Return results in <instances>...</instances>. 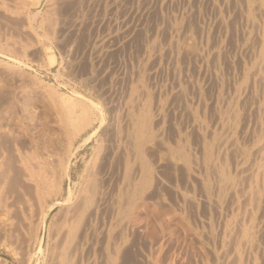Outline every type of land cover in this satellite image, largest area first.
<instances>
[{
  "label": "rangeland",
  "instance_id": "rangeland-1",
  "mask_svg": "<svg viewBox=\"0 0 264 264\" xmlns=\"http://www.w3.org/2000/svg\"><path fill=\"white\" fill-rule=\"evenodd\" d=\"M11 1L0 3V168L18 169V157L50 160L59 187L28 207L21 202L25 189L11 185L19 172L8 168L3 196L13 207L11 221L0 224V264H56L62 203H75L94 179L100 203L85 214L68 264H106L111 253L113 264H264V160L255 149L264 133L260 0ZM78 99L87 103L90 122L72 134L67 120L77 121L80 106L72 105V113L63 102ZM145 110L148 179L118 208L120 162L134 155L131 128ZM247 178L256 181V200ZM239 220L249 228L246 241L237 233Z\"/></svg>",
  "mask_w": 264,
  "mask_h": 264
},
{
  "label": "bare ground",
  "instance_id": "bare-ground-1",
  "mask_svg": "<svg viewBox=\"0 0 264 264\" xmlns=\"http://www.w3.org/2000/svg\"><path fill=\"white\" fill-rule=\"evenodd\" d=\"M2 2H0V3H3V0H1ZM5 1V0H4ZM12 1H16L17 3H18V1H20V0H12ZM11 1V2H12ZM10 2V1H9ZM5 3V2H4ZM3 3V4H4ZM7 3V2H6ZM13 3V2H12ZM251 3H252V0H251ZM256 3V2H255ZM2 4V5H3ZM22 4V3H21ZM260 4H261V6H262V10L263 11H260V12H263L262 14H261V16H262V19H261V25H262V35L259 37V39L256 41L257 43H258V54H257V56H258V61L259 62H263L264 61V0H260ZM7 5V4H6ZM18 5H20V3L18 4ZM254 5H256V4H254ZM253 5V6H254ZM13 6H15V5H13ZM21 6V5H20ZM22 6H23V4H22ZM12 7V6H11ZM16 7V6H15ZM19 7V6H18ZM257 7V5L255 6V8ZM246 8V7H245ZM253 8V7H252ZM258 8V7H257ZM256 8V9H257ZM260 8V7H259ZM1 10V9H0ZM259 10H261V9H259ZM256 11H258V9L256 10ZM259 12V11H258ZM255 13V12H254ZM251 16H252V14H251ZM258 17V16H257ZM255 22H256V20H255ZM260 22H259V24H260ZM258 23V22H257ZM255 25V24H254ZM255 28V27H254ZM255 31V30H254ZM260 34V33H259ZM252 35V34H251ZM253 39V38H252ZM250 40V39H249ZM251 41V40H250ZM253 42V41H252ZM253 46V45H252ZM255 46H256V44H255ZM255 49V48H254ZM256 51H257V49H256ZM257 60V59H256ZM257 61V62H258ZM257 65V64H256ZM261 66H262V64H261ZM264 67V66H263ZM260 69V68H259ZM253 71V73H255L254 72V70H252ZM262 72L264 71V70H261ZM260 72V71H259ZM258 72V73H259ZM261 74V72L259 73V75ZM263 74V73H262ZM259 77V76H258ZM260 78H261V76H260ZM262 78L264 79V74L262 75ZM79 98V97H78ZM68 100H64V102H63V104L65 103V104H67L69 107L68 108H70V110H72V108H71V106L72 105H74V104H79V106H80V112H79V110H78V115L76 114V116H77V121H76V119L74 118V117H71L72 115H70V119H74V120H67V124H66V126L68 125V126H71L70 127V129H71V132H73L72 134H74V132H76L78 129L80 130V128L84 125V124H87V123H89L90 121H88V120H90V119H88L87 118V116H86V114L88 113L89 114V112H87L86 113V110H87V103H85V104H82L80 101L81 100H77V101H79L80 103H78L76 100L74 101V100H71V101H68V103H66ZM84 103V102H83ZM66 105V106H67ZM92 105V104H91ZM66 106H65V108H66ZM75 108V107H74ZM79 108V107H78ZM65 110V109H64ZM67 110V109H66ZM73 111V110H72ZM89 111V110H88ZM65 113H66V111H64ZM75 111H73L72 113H74ZM68 114H71V113H69L68 112ZM125 115V114H124ZM132 115V114H131ZM135 115V114H134ZM89 116V115H88ZM127 116V115H126ZM147 116H148V111L147 110H145V111H141V113H139L136 117H134V121H133V124H132V128H131V135H132V137H131V147H132V149L131 150H134V151H132V153H134V155L133 156H129L130 158H128L127 156V158H124V164H122V162H120V164H121V166L122 165H124V171H123V174L121 173V172H119L120 170H121V167H119L118 165V167L120 168V170L118 171L117 169H115L116 171H118V173H121V175H122V183H121V185L123 184L124 185V183L125 182H127V186L126 187H124L123 185L122 186H117L118 188L116 189V193H114L115 195H113V196H115V198H116V200H115V205L117 204L118 206V208L120 207V205L122 204V202H124L125 201V199H131V198H133L136 194H138V190L140 189V186L142 185V183H144L145 181H147V179H148V174H149V168L147 167V163H146V160H147V158H146V160H144L145 158H143V154H142V151H141V148H142V145H143V142H144V140H145V137H148V134H147V131H146V129H147V125H146V118H147ZM66 117H64V119H65ZM122 118V117H121ZM126 118H128V117H126ZM63 119V120H64ZM68 119V118H67ZM132 119H133V116H132ZM230 122V121H229ZM232 123V122H231ZM234 123V122H233ZM86 125H84V127H85ZM231 126V125H230ZM262 126V125H261ZM263 127V126H262ZM115 128V127H114ZM125 128V127H124ZM224 129V128H223ZM78 130V131H79ZM161 130V129H160ZM264 130V129H263ZM224 131V130H223ZM261 131V130H260ZM71 132H69V133H71ZM160 132V131H159ZM124 133H125V130H124ZM263 133V132H262ZM122 136H123V134H122ZM155 137V136H154ZM130 138V137H129ZM153 138V137H152ZM156 138V137H155ZM160 138V137H159ZM235 138V137H234ZM259 138V140H258V145H255V146H257V147H255V149H257V153L259 154V156L261 157V159L262 160H264V133H263V135L261 136V137H258ZM70 139V138H69ZM68 139V140H69ZM157 139V138H156ZM232 140H233V138H231ZM125 140H128V139H125ZM125 140H124V142H125ZM155 140V139H154ZM232 140H230V141H232ZM70 141V140H69ZM129 141V140H128ZM233 142V141H232ZM220 143V142H219ZM231 143V142H230ZM177 144V143H176ZM175 144V145H176ZM229 144V143H228ZM121 145V144H120ZM151 145V144H150ZM183 145V144H182ZM184 145H185V143H184ZM236 145V144H235ZM22 146V145H21ZM174 146V145H173ZM239 146V145H238ZM99 148H102V147H100V146H98ZM151 147V146H150ZM149 147V148H150ZM234 147V146H233ZM21 149H22V147H20ZM65 148V147H64ZM130 148V147H129ZM145 148V147H144ZM148 148V149H149ZM201 148V147H200ZM199 148V149H200ZM254 148V147H253ZM103 149V148H102ZM104 149H105V147H104ZM119 149V148H118ZM121 149V148H120ZM152 149V148H151ZM238 149V148H237ZM240 149V148H239ZM1 150V149H0ZM99 150V149H98ZM106 150V149H105ZM130 150V151H131ZM150 150V149H149ZM173 150L175 151V152H178V156L184 161V163L187 165V159H188V157H187V153L185 152V151H183L182 150V147H181V144H177L176 145V147L174 146L173 147ZM233 150V149H232ZM235 150V149H234ZM4 151V150H3ZM22 151V150H21ZM102 151V150H101ZM123 151V150H122ZM223 151V150H222ZM221 151V152H222ZM9 152H11V148H10V151ZM23 152H24V150H23ZM124 152V151H123ZM148 152V151H147ZM235 152V151H234ZM18 153V152H17ZM27 153V152H26ZM101 153V152H100ZM106 153V152H105ZM110 153V152H109ZM120 153V152H119ZM127 153H129V151L127 152ZM132 153H131V155H132ZM144 153V152H143ZM155 153V152H154ZM174 153V152H173ZM239 153V152H238ZM256 153V152H255ZM254 153V154H255ZM2 154V153H1ZM14 153H12V155H13ZM25 154V153H24ZM32 154V153H31ZM111 154V153H110ZM145 154V153H144ZM193 154V153H192ZM221 154H223V153H221ZM237 154V153H236ZM27 155L28 156H32V155H29L28 153H27ZM95 155V157H98V156H96V154H94ZM98 155V154H97ZM122 156L124 155V154H121ZM129 155V154H128ZM152 155V154H151ZM176 155V154H175ZM14 156H16V155H14ZM14 156L12 157L13 159H14ZM20 156H21V154H20ZM104 156V155H103ZM108 156H109V154H108ZM114 156V155H113ZM172 156V155H171ZM193 156V155H192ZM191 156V157H192ZM252 155H250V157H251ZM255 156V155H254ZM254 156H252L253 158H254ZM8 157V156H7ZM36 157V156H35ZM39 157V156H38ZM114 157H116L117 158V156H114ZM155 157V156H154ZM176 157V156H175ZM179 157H176V159L178 160V158ZM202 157H204V156H202ZM206 157V156H205ZM247 157V156H246ZM0 158H2V155H1V157ZM19 158V161H14V160H16V159H14L13 161L14 162H16V163H18V167H15V168H18V169H14L15 171L17 170L18 172H19V174L18 173H15L14 172V170L11 168V165H10V163L8 162V159H6L7 160V162L9 163V165L10 166H6V167H10L12 170H13V172L10 170V169H8V168H3V169H5V171L4 172H2V170L3 169H1L0 168V174H2L3 173V175H1L3 178H0V224L2 225V222H4L5 223V221H7L8 220V217H10V215L8 214V217L6 216L7 215V213L9 212V209L8 208H10L9 207V205H8V207L6 206V204L7 203H5V199L6 198H4V196H3V192L5 191L4 190V185H5V183L7 182V184H8V182H10L9 180H10V176H9V172L11 171L12 172V174H16V177L15 176H13L12 178L13 179H11L12 181H11V185H13V187L14 186H16V185H18V187L21 189H25V190H23V191H26V189H27V192H23L22 190V194H24V195H26V196H24L23 195V200L21 201L22 202V204L24 205H30L29 203H30V199H32L33 198V200H35V201H40V200H42V198L44 197V195L46 194V192H48V191H50L51 189H53L54 187H57V186H55V181L57 180V179H55V177L53 178L52 177V175L53 174H51L50 172H49V170H51V168L50 167H48V164H49V162H50V160H49V162L47 163V162H39V161H36V162H32V159H31V157H30V159H24V158H22V157H18ZM52 158V157H51ZM100 158V157H99ZM102 158V157H101ZM109 158V157H108ZM111 158H112V156H111ZM122 159H123V157H121ZM180 158H179V160L178 161H180L181 162V160H180ZM222 158V157H221ZM3 159H5V158H3ZM35 159V158H34ZM39 159V158H38ZM106 160H107V157L105 158ZM161 159V158H160ZM199 159V158H198ZM212 159H213V157H212ZM242 159V158H241ZM258 159V158H257ZM260 159V160H261ZM10 160V159H9ZM40 160V159H39ZM44 160V159H43ZM58 161H59V159H57ZM56 160V161H57ZM96 160V159H95ZM115 160V159H114ZM119 160V159H118ZM177 160H175V158H174V162H177ZM201 160V159H200ZM211 160V159H210ZM252 160V159H251ZM256 160V159H255ZM261 160V161H262ZM0 161H2L3 162V160H0ZM12 161V162H13ZM58 161H57V163H58ZM93 161V160H92ZM104 161V160H103ZM108 161V160H107ZM117 161V160H116ZM154 161V160H153ZM161 161V160H160ZM170 161V160H169ZM217 161V160H216ZM215 161V162H216ZM2 162H0V163H2ZM20 162V163H19ZM117 162H119V161H117ZM161 162H163V161H161ZM212 162V164H213V160L211 161ZM4 163H6V162H4ZM3 163V164H4ZM15 163V164H16ZM47 163V164H46ZM92 163V162H91ZM150 162H148V164H149ZM179 163V162H178ZM183 163V162H182ZM219 163V162H218ZM217 163V164H218ZM240 163V162H239ZM263 163V162H262ZM15 164H12L13 166L15 165ZM113 164V163H112ZM116 164V163H115ZM172 164V163H171ZM184 164V165H185ZM216 164V163H215ZM214 164V165H215ZM250 164V163H249ZM251 164H252V162H251ZM254 164L256 165V162H254ZM253 164V165H254ZM260 164V163H259ZM49 165H54L53 163L52 164H49ZM58 165V164H57ZM61 165V164H60ZM92 165V164H91ZM104 165V164H103ZM252 165V166H253ZM1 166V165H0ZM2 166H4V165H2ZM12 166V167H13ZM17 166V165H16ZM65 166V165H64ZM112 166V165H111ZM140 166H141V169H140ZM151 166V165H150ZM160 166V165H159ZM188 166V165H187ZM244 166V165H243ZM249 166H251V165H249ZM249 166H245V167H247L246 169H248V167ZM251 166V167H252ZM123 167V166H122ZM177 167V166H176ZM220 167V166H219ZM218 167V168H219ZM240 167V166H239ZM251 167H249V168H251ZM14 168V167H13ZM21 168V169H20ZM50 168V169H49ZM54 168V167H53ZM99 168H101V167H99ZM135 168H138L139 169V172L140 173H137V169H136V173H135V175L134 176H132L131 177V174L133 173V169H135ZM173 168V167H172ZM224 168V167H223ZM65 169V168H64ZM94 167H93V171H91L92 173L93 172H95L94 171ZM97 169V168H96ZM104 169V168H103ZM180 169V168H179ZM238 169V168H237ZM91 170V169H90ZM102 170V169H101ZM213 170H214V167H213ZM240 171H241V168L239 169ZM245 170V169H244ZM252 169H250V171H251ZM261 170V169H260ZM99 170H97V172H98ZM105 171V170H104ZM110 171H111V169H110ZM113 171V170H112ZM185 171V170H184ZM183 171V172H184ZM215 171V170H214ZM52 172H53V170H52ZM91 172H90V175H91ZM97 172H96V174H97ZM216 172V171H215ZM214 172V173H215ZM218 172V171H217ZM249 172V171H248ZM252 172V171H251ZM254 172V171H253ZM88 173H89V171H88ZM87 173V174H88ZM100 173V172H99ZM117 173V172H116ZM117 173V174H118ZM236 173V172H235ZM257 173V172H256ZM104 174V173H103ZM185 174H186V172H185ZM190 174V173H189ZM216 174H218V173H216ZM215 174V175H216ZM229 174V173H228ZM238 174V173H237ZM248 174V173H247ZM260 174V173H259ZM89 175V176H90ZM109 175H111V174H109ZM236 175V174H235ZM245 175V174H244ZM249 176H247V177H249V178H251L253 175V178L257 175V174H255V173H251V175L250 174H248ZM0 176V177H1ZM12 176V175H11ZM91 176H94V174L93 175H91ZM90 176V177H91ZM98 176V175H97ZM113 176H114V174H113ZM116 176V175H115ZM117 176H120V175H117ZM218 176V175H217ZM219 176H222L223 177V179L225 180L226 178H227V180L226 181H229V182H233V179H231V178H229L228 176H226V173H225V175L223 174V172H222V170L220 171L219 170ZM230 176H231V174H230ZM237 177H239L238 175H236ZM251 176V177H250ZM15 177V178H14ZM88 177V176H87ZM90 177H88L89 179H90ZM232 177V176H231ZM9 178V180L7 181V179ZM60 178V177H59ZM103 178V177H102ZM116 179H118V177H115ZM120 178V177H119ZM132 178V179H131ZM233 178V177H232ZM241 178V177H240ZM53 179H55V180H53ZM109 179V178H108ZM222 179V180H223ZM237 179V178H236ZM248 179V178H247ZM246 179V180H247ZM95 180V179H94ZM93 180V181H94ZM113 180H115L114 178H113ZM206 180V179H205ZM245 180V181H246ZM249 180V179H248ZM253 180V179H252ZM252 180L250 181H248V184H247V186H248V191L247 192H249L248 194L251 196V197H253L254 199L255 198H257V196H258V189L256 188L257 186H256V181H255V183H253V184H255V186H253V184H252ZM256 180V179H255ZM59 181V180H58ZM85 181H87V180H85ZM93 181H89L88 180V182H86V185L85 186H83V188H82V190H81V193L79 194V196H77V201L75 202V203H72V204H69V203H67L66 201L65 202H63L62 204H63V207L64 208H62L63 210H61V213L64 211V213H62L63 214V216H61V215H59V217L61 216V217H63V220H62V222L60 223L61 224V226H62V228H63V230H64V232H63V235L64 236H62L61 237V235H62V228L60 229L61 231V235L59 236V237H61L62 239H63V241H61V243H60V245H59V247H55V249L57 250H55L54 249V251H56V256H54V260H56L57 262H56V264H68V250H69V247L70 246H73V245H71V244H73L74 243V245H75V241H77V240H75L74 241V239H75V237H76V235H77V233H80V232H78V230H79V228H80V226L82 225V223L83 224H85L84 223V221L85 220H83L84 219V216H85V214L87 213V212H92L93 211V209L94 208H98V205H99V203H100V201H99V199L100 198H98V200H97V197H98V193L97 192H99L100 193V191H99V187L97 188V183H94ZM97 181H99V180H97ZM156 181V180H155ZM200 181V180H199ZM245 181H243V182H245ZM258 181H259V178H258ZM118 182H119V180H118ZM160 182V181H159ZM201 182V181H200ZM221 182V181H220ZM219 182V183H220ZM223 182V181H222ZM235 182V181H234ZM233 182V183H234ZM60 183V182H59ZM227 183V182H226ZM225 183V184H226ZM233 183H231L232 185H234ZM259 183V182H258ZM6 184V185H7ZM84 184V183H83ZM99 184H100V182H99ZM115 184V183H114ZM118 185H119V183H117ZM126 184V183H125ZM155 184V183H154ZM212 184H213V182H212ZM231 184H229V185H231ZM244 184V183H243ZM242 184V185H243ZM57 185V184H56ZM216 185V184H215ZM223 185V184H222ZM241 185V184H240ZM241 185V186H242ZM8 186V185H7ZM104 186V185H103ZM115 186H116V184H115ZM259 186V185H258ZM9 187V186H8ZM58 187H59V184H58ZM57 187V188H58ZM219 187H220V185H219ZM222 188H223V186H221ZM220 187V188H221ZM229 187V186H228ZM244 187V186H243ZM243 187H241V188H243ZM246 187V186H245ZM244 187V188H245ZM5 188H7V187H5ZM232 188V187H231ZM237 188V187H236ZM260 188V187H259ZM8 189V188H7ZM10 190V189H9ZM54 190V189H53ZM55 190H58V189H55ZM104 190V189H103ZM113 190H115V189H113ZM219 190V189H218ZM52 191V190H51ZM201 191V190H200ZM56 192V191H55ZM110 192V191H109ZM113 192V191H112ZM111 192V193H112ZM184 192V191H183ZM212 192H214V191H212ZM231 192V191H230ZM246 192V193H247ZM29 193V194H28ZM50 193V192H49ZM48 193V194H49ZM79 193V192H78ZM241 193V192H240ZM7 194V193H6ZM22 194H21V196L20 197H22ZM28 194V195H27ZM213 194V193H212ZM69 195V194H68ZM78 195V194H77ZM100 195V194H99ZM232 195H233V193H232ZM247 195V194H246ZM213 196V195H212ZM248 196V195H247ZM29 197V198H28ZM107 197V196H106ZM105 197V198H106ZM110 197V196H109ZM185 197V196H184ZM229 197V196H228ZM251 197H250V199H251ZM187 198V197H186ZM252 198V199H253ZM262 198V197H261ZM12 199V198H11ZM107 199V198H106ZM137 199V198H136ZM188 199V198H187ZM245 199H247V197L245 198ZM9 200V199H8ZM8 200H7V202H8ZM32 200V201H33ZM113 200V199H112ZM124 200V201H123ZM186 200V199H185ZM189 200V199H188ZM204 200V199H203ZM223 200V199H222ZM256 200V199H255ZM31 201V202H32ZM127 201V200H126ZM205 201V200H204ZM207 201V200H206ZM205 201V202H206ZM211 201V200H210ZM247 201V200H246ZM251 201V200H250ZM59 202V201H58ZM103 202V201H102ZM107 202V201H106ZM191 202V201H190ZM225 202V201H224ZM35 203V202H34ZM40 203V202H39ZM60 203V202H59ZM237 203V202H236ZM248 203V202H247ZM255 203V202H254ZM13 204V203H12ZM11 204V205H12ZM36 204V203H35ZM256 204V203H255ZM254 204V205H255ZM106 205V204H105ZM108 205V204H107ZM106 205V206H107ZM237 205V204H236ZM15 206V205H14ZM19 206V205H18ZM26 206V208H28ZM34 206H36V205H34ZM51 206V205H50ZM109 206V205H108ZM114 206V205H113ZM212 206V205H211ZM242 206V205H241ZM13 207V206H12ZM11 207V208H12ZM103 207H105V206H103ZM236 207V206H235ZM248 207V206H247ZM246 207V208H247ZM10 208V209H11ZM14 208H16V207H14ZM23 208V207H22ZM96 208V209H97ZM107 208V207H106ZM218 208V207H217ZM246 208H245V210H246ZM241 209V208H240ZM243 209V208H242ZM34 210V209H33ZM217 210V209H216ZM239 210V209H238ZM250 210V209H249ZM22 211V210H21ZM20 211V212H21ZM23 211H25V216L27 217V213L30 215V213H31V210L29 209L28 211H30V213L29 212H27V209L26 210H23ZM21 212V213H24V212ZM95 211V210H94ZM233 211V210H232ZM240 211V210H239ZM27 212V213H26ZM241 212V211H240ZM245 211H242V213H244ZM249 212V211H248ZM16 213V212H15ZM14 213V214H15ZM94 213V212H93ZM13 214V213H12ZM12 214H11V216H12ZM13 214V215H14ZM45 214V213H44ZM247 214V213H246ZM249 214H251V213H249ZM19 215H20V213H19ZM40 215V214H39ZM90 215V214H89ZM100 215V214H99ZM102 215V214H101ZM108 215V214H107ZM240 215H241V213H240ZM239 215V216H240ZM24 216V215H23ZM22 215H21V218L23 217ZM105 216V215H104ZM238 216V217H239ZM251 216V215H250ZM37 217H38V215H37ZM36 217V218H37ZM45 217V216H44ZM236 217H237V215H236ZM15 218V217H14ZM86 218V217H85ZM239 218H241V217H239ZM246 218V217H245ZM23 219V218H22ZM24 219H25V217H24ZM34 219V218H33ZM29 220V219H28ZM40 220V219H39ZM61 220V219H60ZM104 220V219H103ZM236 220V219H235ZM10 221H11V217H10ZM30 221H31V219H30ZM100 221V220H99ZM106 221V220H105ZM104 221V222H105ZM9 222V221H8ZM28 222V221H27ZM103 222V221H102ZM113 222V221H112ZM236 222H238V227L236 228V229H238L237 231V233L239 234V236H241L242 238H241V240L243 239L244 241H246V239H248V236L250 235L249 234V228H248V226H246V225H244V223L242 222V221H236ZM15 223V222H14ZM22 223V222H21ZM31 222H29V223H27V224H30ZM125 223V222H124ZM123 223V224H124ZM26 224V225H27ZM91 224V223H90ZM230 224V223H229ZM228 224V225H229ZM0 225V226H1ZM92 225V224H91ZM90 225V226H91ZM99 225V224H98ZM233 225V224H232ZM237 225V224H236ZM5 226H6V223H5ZM30 226V225H29ZM53 226V225H52ZM58 226V225H57ZM60 226V227H61ZM53 227H55L56 228V226H53ZM59 226H58V230H59V228H60ZM232 227V226H231ZM35 228V227H34ZM119 228V227H118ZM37 229V228H36ZM81 229V228H80ZM264 229V228H263ZM33 230V229H32ZM93 230V229H92ZM229 230H230V232L232 231V229L229 227ZM234 230V229H233ZM52 231H54V230H52ZM226 231V230H225ZM33 232V231H32ZM116 232V231H115ZM119 232V231H118ZM262 232H263V230H262ZM82 233H83V231H82ZM92 233V232H91ZM228 233V232H227ZM232 233V232H231ZM33 234H35V233H33ZM88 234V233H87ZM100 235H102V234H100ZM237 235V234H236ZM264 235V234H263ZM31 236H32V234H31ZM53 236V235H52ZM90 236V235H89ZM93 236V235H92ZM238 236V235H237ZM88 237V236H87ZM220 237V236H219ZM29 238V237H28ZM34 238V237H33ZM231 238V237H230ZM257 237H255V239H256ZM56 240H57V238H55ZM54 239V240H55ZM59 239V238H58ZM77 239V238H76ZM90 239V238H89ZM93 239V238H92ZM225 239V238H224ZM234 240V239H233ZM232 240V241H233ZM254 240V239H253ZM79 241V240H78ZM89 241V240H88ZM28 242H29V240H28ZM53 242V241H52ZM73 242V243H72ZM80 242V241H79ZM112 242V241H111ZM115 242V241H114ZM101 243V242H100ZM233 243V242H232ZM231 243V244H232ZM236 243V242H235ZM79 244V243H78ZM243 244V243H242ZM248 243L246 242V245H247ZM253 244V243H252ZM79 245H81V244H79ZM79 245H77L78 246V248H79ZM245 245V246H246ZM108 246V245H107ZM106 246V247H107ZM241 247H243L242 245H240ZM125 247V246H124ZM123 247V248H124ZM229 247V246H228ZM72 248V247H71ZM101 248V247H100ZM108 248V247H107ZM127 248V247H126ZM224 248V247H223ZM223 248H221V249H223ZM233 247H231L230 249H232ZM52 249V248H51ZM122 249V248H121ZM242 249V248H241ZM245 249V248H244ZM125 250V249H124ZM226 250H227V248H226ZM243 250V249H242ZM100 251V250H99ZM98 251V252H99ZM107 251V250H106ZM122 251V250H121ZM113 252V251H112ZM227 252V251H226ZM234 252L235 253H237L238 252V249H237V247H234ZM234 252H232V253H234ZM55 252H53V254H54ZM73 253V252H72ZM78 253V252H77ZM103 253V252H102ZM100 254V253H99ZM237 254H239V253H237ZM48 255V254H47ZM78 255V254H77ZM227 255V254H226ZM232 255V254H231ZM235 255V254H234ZM52 256V257H53ZM107 256V258H106V264H113L114 263V258H115V256L114 255H112V253L111 254H107L106 255ZM99 257V256H98ZM104 257V256H103ZM235 257H236V255H235ZM235 257H234V259H235ZM239 256L237 255V258H238ZM47 258H48V256H47ZM236 258V259H237ZM78 259V258H77ZM72 260V259H71ZM101 260V259H100ZM100 260H99V262H100ZM231 260V259H230ZM237 260H239V259H237ZM236 261V260H235ZM54 263H55V261H53ZM75 262V261H74ZM103 262V261H102ZM229 262V261H228ZM51 263H52V259H51ZM53 263V264H54ZM70 263H73V262H70ZM76 263V262H75ZM150 263V262H149ZM148 263V264H149ZM233 263V262H232ZM74 264V263H73ZM77 264H78V262H77ZM99 264H102V263H99ZM122 264V263H121ZM229 264H230V262H229Z\"/></svg>",
  "mask_w": 264,
  "mask_h": 264
}]
</instances>
